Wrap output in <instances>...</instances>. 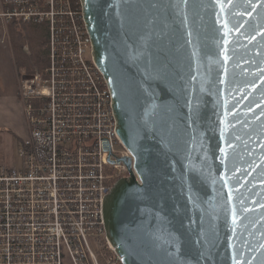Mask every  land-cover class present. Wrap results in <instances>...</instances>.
I'll use <instances>...</instances> for the list:
<instances>
[{
    "label": "water",
    "instance_id": "95a60500",
    "mask_svg": "<svg viewBox=\"0 0 264 264\" xmlns=\"http://www.w3.org/2000/svg\"><path fill=\"white\" fill-rule=\"evenodd\" d=\"M134 156L105 201L124 264H264V0H84Z\"/></svg>",
    "mask_w": 264,
    "mask_h": 264
},
{
    "label": "built area",
    "instance_id": "2783aa9c",
    "mask_svg": "<svg viewBox=\"0 0 264 264\" xmlns=\"http://www.w3.org/2000/svg\"><path fill=\"white\" fill-rule=\"evenodd\" d=\"M0 18L49 31L47 65L20 77L22 163L0 166V264H124L104 207L134 156L118 132L85 1L0 0Z\"/></svg>",
    "mask_w": 264,
    "mask_h": 264
},
{
    "label": "crops",
    "instance_id": "0c3cea01",
    "mask_svg": "<svg viewBox=\"0 0 264 264\" xmlns=\"http://www.w3.org/2000/svg\"><path fill=\"white\" fill-rule=\"evenodd\" d=\"M23 109L20 78L9 43L7 21L0 18V130L10 132L20 142L29 134Z\"/></svg>",
    "mask_w": 264,
    "mask_h": 264
},
{
    "label": "trees",
    "instance_id": "16d2710c",
    "mask_svg": "<svg viewBox=\"0 0 264 264\" xmlns=\"http://www.w3.org/2000/svg\"><path fill=\"white\" fill-rule=\"evenodd\" d=\"M7 29L18 78L24 73H31L35 66L44 68L47 65L49 31L45 23L13 18L7 22ZM27 46H30V53L25 51Z\"/></svg>",
    "mask_w": 264,
    "mask_h": 264
},
{
    "label": "rangeland",
    "instance_id": "374dc122",
    "mask_svg": "<svg viewBox=\"0 0 264 264\" xmlns=\"http://www.w3.org/2000/svg\"><path fill=\"white\" fill-rule=\"evenodd\" d=\"M39 33L42 34V31L40 30ZM27 48L29 49L28 53H30L31 52L30 46H27ZM23 108H24V105H23ZM25 122H26V119H25ZM26 127H27V123H26ZM20 147H21V142L15 135L11 134L5 129L0 130V166L3 165V166L11 167L14 165L16 166L21 165L22 157L19 153Z\"/></svg>",
    "mask_w": 264,
    "mask_h": 264
},
{
    "label": "bare ground",
    "instance_id": "6f19581e",
    "mask_svg": "<svg viewBox=\"0 0 264 264\" xmlns=\"http://www.w3.org/2000/svg\"><path fill=\"white\" fill-rule=\"evenodd\" d=\"M111 246L115 249V246L111 243Z\"/></svg>",
    "mask_w": 264,
    "mask_h": 264
}]
</instances>
